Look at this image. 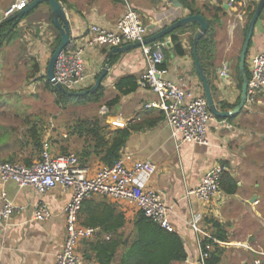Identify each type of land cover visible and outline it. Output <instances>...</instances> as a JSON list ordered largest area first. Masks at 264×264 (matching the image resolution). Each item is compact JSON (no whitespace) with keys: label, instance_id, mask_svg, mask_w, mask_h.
<instances>
[{"label":"crops","instance_id":"1","mask_svg":"<svg viewBox=\"0 0 264 264\" xmlns=\"http://www.w3.org/2000/svg\"><path fill=\"white\" fill-rule=\"evenodd\" d=\"M16 1L18 0H0V24L6 19L8 8ZM27 1L29 4L33 0ZM57 1L67 13L70 39L79 41L88 37L89 27L92 25L114 29L125 11L122 0ZM174 1L131 2L133 10L140 16L148 31L147 37L188 15H201L209 29V22H213L214 49L209 61L210 67L206 68L214 88L212 95L218 107L228 105L235 108L239 104L240 91L233 64L234 52L237 41L242 39L243 43L247 6L231 8L226 0ZM259 1L247 0V4H257ZM18 27L16 37L10 43L3 42L0 46V80L5 73L17 69L21 62L28 79L31 78L34 64L38 63L40 71L32 79L40 81L39 78L45 77L42 63L57 35L50 25L48 5H39ZM196 30V25H190L174 31L158 42L165 44L163 63L168 72L167 78L172 81L181 79L184 89H192L197 95H203L192 58L191 31L195 33ZM172 34L178 37L184 55L175 54ZM113 48H86L84 61L86 72L93 76L91 87ZM257 53H264V9L255 25L247 57ZM109 61V70L100 85L103 88L100 116L94 115L83 120L99 119L105 127L103 131L106 141L110 140L116 130L129 126L134 128L119 155H130L133 161H149L156 167L147 186L161 195L174 232L184 246L186 260L176 264H201L199 242L205 238L204 234L212 236L210 220L217 221L224 228L227 237L226 242L214 240L221 250L219 264H227V249L243 251L245 260L238 264H254L256 260H261L263 264L264 94L258 97L257 103L251 106L245 104L234 116L226 119L214 117L206 129L205 145L181 143L179 135L172 136L163 113L148 107L157 101V96L141 84L142 75L147 69L141 48L117 54ZM224 66L228 68L227 77L221 76ZM112 101L115 102L107 106ZM16 110L3 111L9 120L0 123V162L30 166L40 160L42 126L31 120L27 126L21 127L10 117H21L27 113ZM16 120L19 121L17 118ZM116 120L124 123L125 127H113L111 122ZM86 145L88 143L85 139L70 135L65 151L68 154L72 151L77 157L83 153ZM81 162L89 176L95 175L104 166L91 151ZM217 165L224 166L225 172L235 179L237 191L226 194L220 190L215 199L207 203L198 201L189 192L196 189L202 177ZM2 193L6 194L15 211L7 220L0 221V264H54L55 256L65 240L63 208L70 193L57 188L40 195L32 188L20 189L14 183H0V211L3 205ZM85 201H90L93 206L106 204L116 213H121L126 222L124 230L131 233L130 240H133V222L139 212L135 207L102 196H93ZM42 204L50 210L51 216L47 221L36 222L33 220L34 208ZM195 217L199 219V229L203 235L195 233L189 227V221ZM99 233L98 228L94 229L93 235L85 241L92 243L97 237L99 240L107 239ZM83 241L79 242L77 253L82 248ZM241 245L247 248H241ZM119 261L118 256L115 264Z\"/></svg>","mask_w":264,"mask_h":264},{"label":"built area","instance_id":"2","mask_svg":"<svg viewBox=\"0 0 264 264\" xmlns=\"http://www.w3.org/2000/svg\"><path fill=\"white\" fill-rule=\"evenodd\" d=\"M125 8L123 16L114 29L110 30L98 25L89 27L85 39H70L59 54L55 66L56 83L68 92H83L91 87L93 76L86 72L84 54L88 47H120L128 44H141L146 59L147 69L142 75L141 84L157 96V101L148 107L161 111L164 121L172 136L179 135L181 143L205 145L206 129L214 117L207 109L203 95H197L192 89L181 86L183 80L172 81L167 78L168 72L161 68L164 62L165 44L154 42L143 45L147 37V29L140 16L133 10L132 2L142 0H122ZM229 7H245L247 0H226ZM27 0H18L5 13L6 18L23 10ZM246 68L249 73L246 91V105L257 103L264 94V53L246 57ZM228 68L223 67L222 77H227ZM116 128H124L121 121H112ZM156 167L149 161H133L130 155H121L111 167L103 166L95 175L89 176L88 170L82 167L75 155H52L47 143L43 144L40 160L30 166H22L0 162V183H14L18 188H32L40 195H45L57 188L70 193V198L63 208L65 215V240L61 250L55 256L54 264H82L77 253L80 241L89 239L93 229L81 227L78 213L85 200L93 196H102L135 207L139 212L159 225L167 232H174L169 213L161 195L147 186L155 173ZM224 166L217 165L210 169L201 179L200 185L190 191L198 201L209 202L220 193V181ZM3 205L0 221L7 220L15 211V207L2 193ZM51 212L45 205L34 208L33 220L44 222L50 219ZM189 227L197 234L203 235L199 229V219L192 218ZM207 237V235H203ZM241 248H247L241 245ZM201 264L207 258L199 242ZM210 250V247H205ZM262 256V255H261ZM264 256V255H263ZM254 264H262L256 260Z\"/></svg>","mask_w":264,"mask_h":264},{"label":"trees","instance_id":"3","mask_svg":"<svg viewBox=\"0 0 264 264\" xmlns=\"http://www.w3.org/2000/svg\"><path fill=\"white\" fill-rule=\"evenodd\" d=\"M256 5V2L247 4V10L245 13L246 24L243 30V36L246 33L247 25L253 15ZM37 8L30 11L28 15L34 12ZM28 15L24 16L23 19ZM14 22L15 20L11 16L6 18L0 24V46L3 42L10 43L16 37V31L19 28V24L15 25L8 35H5ZM209 24L210 29L197 45L199 61L205 68L210 67L209 61L212 59V52L214 49L212 34L213 22H209ZM54 30L57 35L51 46V53H53L60 42V35L56 29ZM191 33L193 36L194 31H191ZM171 42L175 54L178 56L184 55L183 47L179 42L178 37L174 34L171 36ZM237 60L239 62V57ZM110 64L109 61V65ZM161 68L165 69L164 63L161 65ZM39 71V65L38 63H35L31 72V78L38 74ZM245 72L248 79L249 73L247 68H245ZM236 74L237 87L238 90L241 91L242 76L238 69V63L236 66ZM208 76H210V74H208ZM39 80H42L43 82L45 81V88L55 96V103L57 106L62 108L67 107L70 104L77 106H87L91 104L98 105L103 98V88L101 86L92 94L81 97H70L61 93L54 86L49 84L46 81V77L39 78ZM211 90H214L212 86ZM114 102L115 101L107 103V106L112 105ZM218 108L223 112L233 109L232 106L228 105L220 106ZM103 130H105V127L97 118L90 120L79 119L69 127V135H76L78 138L85 139L86 143H88V146H84L83 153H80L77 156L82 167L84 163L81 162V159H84L90 151L104 166L111 167L114 165L119 159L120 151L124 147L134 128L129 126L123 130H116L112 133L111 138L108 141H106L104 137L105 132ZM37 146H40L39 143H37ZM64 152L66 153L65 149ZM220 190L226 194H234L237 191L235 179L231 178L226 172H223L221 176ZM78 222L83 227H88L93 230L98 228L100 230L99 235H104L107 238L106 240H99L97 237L92 243L85 240L82 242V248L79 249L82 264H115L118 256L120 259L118 264H176L186 260V252L179 236L175 232L165 231L152 220L146 218L141 212H138V215L133 222L132 241L130 240L131 233H127L126 230H124L126 224L124 216L121 213H116L111 206L106 204L93 206L90 201H84L78 213ZM210 223L213 230L212 236L205 237L201 240L202 251L207 253V258L204 260V264H219L221 250L215 241L226 242L227 237L224 228L217 221L210 220ZM207 246L210 247V250L205 249Z\"/></svg>","mask_w":264,"mask_h":264},{"label":"water","instance_id":"4","mask_svg":"<svg viewBox=\"0 0 264 264\" xmlns=\"http://www.w3.org/2000/svg\"><path fill=\"white\" fill-rule=\"evenodd\" d=\"M171 1L175 2L174 0H171ZM43 3H46L49 7L50 25L54 29H56L60 35V42L58 46L55 48V50L53 51L48 61V64L46 66V70H45L46 81L52 86H54L58 91H60L63 94H66L67 96L81 97V96H86L88 94H92L96 92L99 89L102 80L107 75V72L109 70L110 58L116 56L117 54L135 50L141 47L140 43H135V44L124 45L122 47L113 48L109 52V56L103 65L100 75L96 79L94 85L89 90H86L83 92H77V93L65 91L61 85L56 83V80L54 77V66H55L56 60L59 54L61 53V51L65 48V46L70 40V29H69L67 13L60 2H58L57 0H33L31 1L23 10L15 13V15L12 17L15 20V22L10 27L9 31L6 32L5 35H8L9 32L13 30V27L15 25L20 24L24 16L28 15L30 11L37 8L39 5ZM263 8H264V0H260L257 3V6L253 11V15L247 25L246 33L244 35L242 47H241L240 54H239V62H238V69L242 76V85H241V91H240L239 104L235 108L227 112L221 111L218 108L217 104L215 103L213 95H212V90H211V81L207 74V69L199 61V58L197 55V45L199 41L207 34L209 30L208 23L203 19L201 15L185 16L179 19L178 21L174 22L170 26L164 28L160 32L154 35H151L149 37H146L142 44L149 45L154 42H158L160 39H165L167 35L173 33L174 31H177L181 28H186L190 25H196L198 27V30H196L192 36V58H193L194 70L200 80L202 91H203V97L206 101L208 111L215 118L226 119L228 117H231L237 114L239 111L242 110V108L246 104V91H247V82H248V79L245 74L246 73L245 72L246 57H247L250 42L253 36L255 25L259 19V16ZM38 31H39V28L37 29V32Z\"/></svg>","mask_w":264,"mask_h":264},{"label":"rangeland","instance_id":"5","mask_svg":"<svg viewBox=\"0 0 264 264\" xmlns=\"http://www.w3.org/2000/svg\"><path fill=\"white\" fill-rule=\"evenodd\" d=\"M241 44L242 39L241 41H237L236 50L234 52L235 57L233 64L235 71L242 46ZM21 45L23 46L25 44ZM51 55V50H49L42 63L43 74H45L46 66ZM26 75L27 72L22 69V63L20 62L17 69L5 73V76L0 80V123H3L4 120H9L6 115H4L3 111L16 109H18V111H23L27 114H23L21 117L11 116L10 119H14V122H18L23 128L28 125V122L31 123V120L40 124L42 126V145L47 143L50 147L51 154L54 156L58 154H68L67 152L65 153L63 149L67 147L66 143L70 137L68 134L69 126L77 119H89L94 115L100 116L102 104H91L87 106L70 104L62 108L57 106L55 103V96L45 88L42 80L37 81L32 78L28 79ZM16 118L19 119V121L16 120ZM70 154L73 155V152L71 151ZM78 254L81 256L79 251ZM226 259L228 261L227 264L231 262L238 264L239 261L245 260V257L241 249L236 251L227 249Z\"/></svg>","mask_w":264,"mask_h":264}]
</instances>
